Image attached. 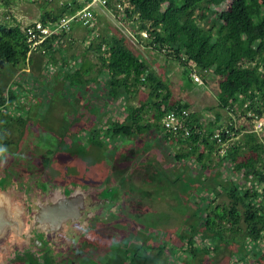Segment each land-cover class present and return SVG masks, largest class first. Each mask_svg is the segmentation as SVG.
Instances as JSON below:
<instances>
[{
  "label": "rangeland",
  "instance_id": "374dc122",
  "mask_svg": "<svg viewBox=\"0 0 264 264\" xmlns=\"http://www.w3.org/2000/svg\"><path fill=\"white\" fill-rule=\"evenodd\" d=\"M34 1L0 0V24L25 27L37 21L43 12ZM230 1L226 0L215 10H224ZM46 9L56 12L59 8L52 3L45 6ZM106 14L108 15L98 23L101 36L110 39L120 34L126 38L129 46L149 65V69L168 84L171 102L181 101L188 104L190 114H196L205 129L212 128L214 134L218 128L232 125L235 130L240 131L237 133V140L243 133L242 128L253 129L254 121L251 123L242 117L239 108L233 112L217 110L218 88L212 74L201 75L197 72L200 82L193 83L186 76L185 67L175 60L167 59L163 53H158L146 42L137 39V25L133 26L127 21L119 22L111 12L107 11ZM84 34L88 37L87 32ZM67 39L73 45L67 43L61 48L60 54L58 51L53 53L56 64L48 55L43 59L34 56L32 66L7 70L2 67L0 87L9 89L14 96H19L11 107L12 117L29 118L31 123L26 129L15 124L8 125L3 133L5 139L12 144L9 148L0 147V162L2 165L7 164L0 174L20 179V175L24 177L29 172L31 179L47 178L56 186L72 182L79 186L96 187L103 191L102 195L109 197L116 193L104 191L115 188L117 182H123L121 187L124 192L118 190L117 195L131 201V232H111L107 227L99 232L103 238L102 245L95 242L87 246L85 252H95L89 254L95 259L103 256L105 259L101 260L102 263L108 262L106 252L115 247L122 253L131 249L129 255L133 248H140L141 251L148 252L151 258H155L154 264H256L253 252H257V249L247 241H229V233H226L224 240H218L204 227H200L207 214L212 212V206H222L229 200L223 194L213 202V194L207 189L199 188L200 183L193 178V174L199 172V164L191 161L186 163L187 167L174 160V154L187 151V147H173L170 143H165L155 131L131 138L111 139L103 135L101 129L100 137L97 134L95 138H91V132L94 129L99 130L100 124L105 120L102 117L105 110L102 112L100 109V104L105 103L101 97L104 94L100 88L96 93L89 91L88 98L92 101L94 97L96 102L92 101L88 109L82 108V92L77 87L73 88L63 77L73 73L74 68L88 72L91 64L88 59L92 54H85L87 39H74L71 36H67ZM80 53L81 62H78L76 55ZM18 84L22 88L17 87ZM23 88L27 92L23 93ZM97 94L98 100L95 96ZM147 98L148 93L143 89L127 98L122 96L113 105L116 108L112 115L111 108H106L109 111L105 117L108 120L111 116L122 118L126 113L120 109L128 105L138 107ZM20 105L23 107H19ZM87 116L91 117L90 121L82 120ZM260 118L258 121L263 124V128L255 132L264 143V104L263 116ZM99 139L103 142L101 149L91 141L98 142ZM234 140L235 138L228 144ZM130 150L133 153L128 155ZM126 154L128 157L124 156ZM46 158L47 161L43 163ZM220 159L217 154H212L204 177L212 176L220 169L217 174L236 182L237 175L231 173L226 164L223 168L217 167ZM37 162L40 164L37 165ZM110 168H115V171L111 173ZM176 177L179 178L175 181ZM139 214L143 216L142 221L135 217ZM241 228H245L243 223ZM190 239L196 248L192 252L191 248L187 249ZM158 252H161L160 256ZM99 258L96 260L100 261Z\"/></svg>",
  "mask_w": 264,
  "mask_h": 264
},
{
  "label": "trees",
  "instance_id": "16d2710c",
  "mask_svg": "<svg viewBox=\"0 0 264 264\" xmlns=\"http://www.w3.org/2000/svg\"><path fill=\"white\" fill-rule=\"evenodd\" d=\"M225 1L124 0L127 5L123 11H118L114 7V0H108L106 10L114 14L119 22L127 21L133 26L137 25V39L143 40L153 50L185 67L187 77L192 70L201 75L212 74L218 88L217 110L233 112L239 108L242 117L251 123L254 121L255 126V121L263 116L264 104V0H231L224 10H215ZM34 3L38 4L43 12L38 19L40 21L55 20L68 11L45 10V6L52 4L47 0H35ZM95 15V27L98 29L99 17ZM83 30L88 33V37H84V40L87 39L85 54H92L88 59L91 63L88 72L74 68L73 73L63 78L73 88L80 89L83 96L80 105L85 109H88L92 102L90 97L88 98V92L94 87L97 90L102 89L104 95L101 97L105 103L100 104V109L102 112L105 110L102 114L105 120L100 124L99 130L94 129L91 132V138H95L101 129L103 135L111 139L131 138L155 131L165 143H170L173 147H187V151L174 154V160L185 165L191 161L199 164V172L193 174V178L200 183L199 188L209 190L214 196L213 202L223 194L229 200L222 206H212V212L207 214L200 227H204L218 240H224L226 233H229V241H247L257 249V252H253L255 263L264 264V143L255 132L254 126L252 130L242 128L243 133L238 140L237 133L240 131L235 130L232 125L223 127L232 133L226 140H235L230 145L227 142L225 154L220 155L218 144L212 138V128L205 129L196 114H190L188 104L181 101L171 102L168 84L160 75L149 69V65L129 46L126 38L116 34L108 39L93 27ZM67 43L71 44L66 37L55 51L60 54L61 48ZM49 46L52 47L51 43ZM55 51L49 54V59L56 64L53 55ZM34 56L42 57L41 59L47 57L29 53L23 27L0 24V61L4 70L32 66ZM76 56L77 61L81 62V53ZM2 71L0 67V74ZM17 87L22 88L20 84ZM140 89L148 93L145 102L138 107H124L126 116L122 119L116 116L113 121L105 117L109 111L107 107L112 110L111 106L122 96L135 95ZM21 91L27 92L24 88ZM18 99L19 96H14L9 89L0 87V147L9 148L12 144L3 134L8 125L15 124L26 129L31 123L29 118L12 117L11 107ZM183 110L188 112V137H183L182 133L174 135L162 125L167 113ZM102 117L101 119H104ZM82 120L88 122L91 117L87 116ZM218 120L217 118L216 121ZM223 128H218L217 131ZM100 135L102 133L98 136ZM100 140L91 141L101 149L103 142ZM131 153L133 151L130 150L128 155ZM212 154L221 157L217 167L223 168L226 164L230 172L237 175L236 182L217 174L220 169L212 176L204 177V173L209 169ZM46 161L47 158L43 163ZM39 164L37 162V165ZM6 167L7 164L2 165L0 162V171H4ZM242 223L245 225L244 229L241 228ZM187 245L191 252L196 250L192 239L188 240ZM120 253L121 256L119 255L115 262L108 261L106 264H154L156 261L146 251L143 252V261L135 258L134 254L133 258L127 261L124 258L126 255ZM158 254L160 256L161 252ZM30 264L38 263L33 260Z\"/></svg>",
  "mask_w": 264,
  "mask_h": 264
},
{
  "label": "flooded vegetation",
  "instance_id": "af4514ba",
  "mask_svg": "<svg viewBox=\"0 0 264 264\" xmlns=\"http://www.w3.org/2000/svg\"><path fill=\"white\" fill-rule=\"evenodd\" d=\"M114 169H111V173ZM29 175L27 172L24 177L20 175V179H15L14 176L0 174V195L7 198L16 213L26 218L23 233L17 238L6 240L0 248L3 254L9 256L7 264H30L33 260L38 264H101V260L105 259L103 256H98L96 259L100 261H97L89 255L95 252H85V248L95 242L102 245L103 238L99 232L105 227L111 232L131 230V201L117 195L118 190L124 192L121 187L123 182H117L115 188L104 191L116 193L109 197L102 195L103 191L96 187L79 186L72 182L56 186L47 178L31 179ZM73 192L82 197L76 221L68 219L54 230L42 228V225L36 223L35 218L42 210H48L69 199ZM135 217L140 218V221L143 219L141 214ZM130 250L124 252L127 261L133 258V254L143 261L140 248H133L129 255ZM120 252L115 247L109 249L106 252L107 261L115 262L121 256Z\"/></svg>",
  "mask_w": 264,
  "mask_h": 264
},
{
  "label": "built area",
  "instance_id": "2783aa9c",
  "mask_svg": "<svg viewBox=\"0 0 264 264\" xmlns=\"http://www.w3.org/2000/svg\"><path fill=\"white\" fill-rule=\"evenodd\" d=\"M56 5V8L68 10L66 14L57 19H47L46 21H34L24 28V36L29 53H35L42 56H48L55 51L62 44L67 35H69L74 28L80 27L82 29L95 28L96 13L98 9L106 10L108 0H47ZM127 5L124 0H114V7L118 11H123ZM97 26V25H96ZM95 31V32H96ZM95 36V33L93 34ZM92 36V37H93ZM51 43V46H49ZM50 47V48H49ZM191 79L198 83L200 78L195 71L190 74ZM188 112L183 110L181 112H169L163 120L162 125L165 130L178 135L183 134V137L190 135V130L186 126V118ZM263 124L260 121L255 122V129L261 130ZM232 133L229 129L223 128L213 135L219 147V154H225V146L231 137Z\"/></svg>",
  "mask_w": 264,
  "mask_h": 264
},
{
  "label": "water",
  "instance_id": "95a60500",
  "mask_svg": "<svg viewBox=\"0 0 264 264\" xmlns=\"http://www.w3.org/2000/svg\"><path fill=\"white\" fill-rule=\"evenodd\" d=\"M0 67H3L1 61ZM76 193L73 192L69 199L64 200L62 203L52 206L48 210H42L40 215L35 218L36 223L42 225V228L54 230L68 219H71L72 222L76 221L79 212L78 208L82 201V197H79ZM25 225L26 218L23 217V214L16 213L7 198L0 195V248L6 240L17 238L22 234V229L25 228ZM8 257L0 249V264H7Z\"/></svg>",
  "mask_w": 264,
  "mask_h": 264
},
{
  "label": "crops",
  "instance_id": "0c3cea01",
  "mask_svg": "<svg viewBox=\"0 0 264 264\" xmlns=\"http://www.w3.org/2000/svg\"><path fill=\"white\" fill-rule=\"evenodd\" d=\"M107 13V10H104V9H98L97 10V15H98V23L103 19V18H105V16L106 15H108V14H106ZM99 31V30H98ZM85 31L83 30V29H81L80 27H76L75 29H73V31H72V33L70 34V36L73 38L74 37V39L77 37V38H81V37H85ZM73 45V44H72ZM92 91L93 92H95L96 93V91H97V89H92ZM96 96V99L98 100V94L97 95H95ZM127 98V97H126ZM95 100V98L94 97H92V101H94ZM94 102H96V100L94 101ZM122 106V104L120 105V107ZM114 109H112L110 112V115H112L114 112L113 111H115V108L116 107H114V106H112ZM120 111H123V109L121 110L120 109ZM121 114V113H120ZM123 118V117H122ZM121 118V119H122ZM109 119H113V121H114V118H112V116L109 118Z\"/></svg>",
  "mask_w": 264,
  "mask_h": 264
},
{
  "label": "bare ground",
  "instance_id": "6f19581e",
  "mask_svg": "<svg viewBox=\"0 0 264 264\" xmlns=\"http://www.w3.org/2000/svg\"><path fill=\"white\" fill-rule=\"evenodd\" d=\"M72 33V32H71ZM192 71H195V70H192ZM191 71V72H192ZM191 72H190V74H191ZM196 72V71H195ZM197 73V72H196ZM190 74H189V79L193 82V83H195L192 79H191V77H190ZM199 83V82H198ZM188 117V116H187ZM255 122H257V121H255ZM262 128H263V126H262ZM254 129H255V126H254ZM190 130V129H189ZM255 131H260V130H256L255 129ZM216 133V132H215ZM214 135V134H213ZM213 138V137H212ZM214 140V139H213ZM216 141V140H215Z\"/></svg>",
  "mask_w": 264,
  "mask_h": 264
}]
</instances>
